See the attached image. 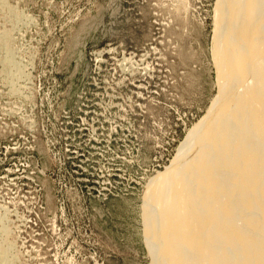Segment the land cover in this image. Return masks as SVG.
Wrapping results in <instances>:
<instances>
[{
	"label": "rangeland",
	"instance_id": "374dc122",
	"mask_svg": "<svg viewBox=\"0 0 264 264\" xmlns=\"http://www.w3.org/2000/svg\"><path fill=\"white\" fill-rule=\"evenodd\" d=\"M217 1L0 0L12 264H154L168 173L222 108Z\"/></svg>",
	"mask_w": 264,
	"mask_h": 264
},
{
	"label": "bare ground",
	"instance_id": "6f19581e",
	"mask_svg": "<svg viewBox=\"0 0 264 264\" xmlns=\"http://www.w3.org/2000/svg\"><path fill=\"white\" fill-rule=\"evenodd\" d=\"M215 16L222 108L168 173L154 264H264V0H218ZM10 246L0 244L2 264L13 263Z\"/></svg>",
	"mask_w": 264,
	"mask_h": 264
}]
</instances>
